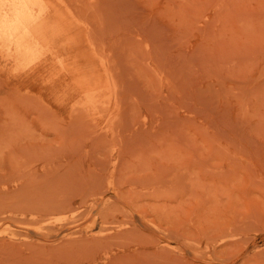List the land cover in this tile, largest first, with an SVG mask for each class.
Returning <instances> with one entry per match:
<instances>
[{"label": "rangeland", "instance_id": "rangeland-1", "mask_svg": "<svg viewBox=\"0 0 264 264\" xmlns=\"http://www.w3.org/2000/svg\"><path fill=\"white\" fill-rule=\"evenodd\" d=\"M32 1L0 22V264H264V0Z\"/></svg>", "mask_w": 264, "mask_h": 264}, {"label": "bare ground", "instance_id": "bare-ground-1", "mask_svg": "<svg viewBox=\"0 0 264 264\" xmlns=\"http://www.w3.org/2000/svg\"><path fill=\"white\" fill-rule=\"evenodd\" d=\"M32 6V0H2L0 22L9 37L13 36L22 24L29 21Z\"/></svg>", "mask_w": 264, "mask_h": 264}]
</instances>
